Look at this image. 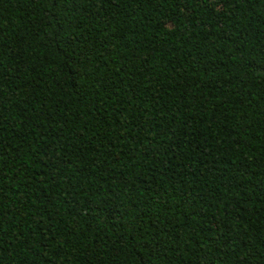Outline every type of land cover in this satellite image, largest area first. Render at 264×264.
Returning <instances> with one entry per match:
<instances>
[{
	"label": "trees",
	"instance_id": "16d2710c",
	"mask_svg": "<svg viewBox=\"0 0 264 264\" xmlns=\"http://www.w3.org/2000/svg\"><path fill=\"white\" fill-rule=\"evenodd\" d=\"M0 264H264V0H0Z\"/></svg>",
	"mask_w": 264,
	"mask_h": 264
}]
</instances>
